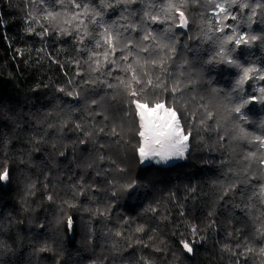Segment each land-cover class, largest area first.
Listing matches in <instances>:
<instances>
[{"label":"trees","instance_id":"trees-1","mask_svg":"<svg viewBox=\"0 0 264 264\" xmlns=\"http://www.w3.org/2000/svg\"><path fill=\"white\" fill-rule=\"evenodd\" d=\"M77 2L80 9L71 0H0V169L7 168L10 175L0 182V264H264L259 254L264 238L257 232L264 228V165L259 163L264 147L255 140L264 136V105H249L244 109L247 121L237 120L224 93L239 70L218 64L210 72L213 66L204 63L218 51L217 37L229 31H216L219 21L213 13L215 3L224 0H172L185 14L186 28L177 26L174 10L165 15L168 0ZM45 9L55 19L46 18ZM261 10L251 25L256 34L264 31ZM237 13L238 21L223 23L249 30L244 19L250 11ZM152 15L160 20L151 21ZM93 18L96 23L89 22ZM41 26L47 35H37ZM105 28L120 34L115 56L109 54L108 60L119 57L131 41L139 63L132 57L117 60L118 66L104 62V48L95 43L99 39L103 44ZM146 33L155 39L144 40ZM172 36L175 41L169 40ZM160 44L173 45L175 52ZM259 44L248 57L257 67L264 64ZM144 47L160 55L140 52ZM91 52L100 55L90 58ZM153 58L165 61L166 73L152 67ZM129 63L142 79L146 72L154 82L163 76L169 85L183 88L167 106L176 109L186 129H193L195 142L190 139L185 161L169 166L140 162L141 121L126 86L136 87L135 81L120 70ZM249 86L259 88L264 81H248L245 94ZM73 90L81 93L78 98L66 95ZM142 95L151 107L171 93L148 89ZM186 114L189 119L195 114L203 126L189 125ZM111 127L119 136L105 135ZM85 133H92L91 138ZM129 184L136 187H123ZM185 239L199 241L191 254L178 243ZM244 242L255 252L244 251Z\"/></svg>","mask_w":264,"mask_h":264},{"label":"snow or ice","instance_id":"snow-or-ice-1","mask_svg":"<svg viewBox=\"0 0 264 264\" xmlns=\"http://www.w3.org/2000/svg\"><path fill=\"white\" fill-rule=\"evenodd\" d=\"M31 2L35 3L36 0H31ZM56 3L63 4L64 0H54ZM101 3H103V0H100ZM121 0H117V3H120ZM214 2V0H213ZM40 4H44L45 0H39ZM72 5L76 9L81 8V3L77 2V0H71ZM252 3L255 5V7L250 6V4L247 2V0H224L223 3H215V9H218L216 11L214 9V15L218 17L219 26L216 28V31L225 33L226 29H229V31L223 35L219 36L216 39V43L218 45V51L215 53V55L209 57L206 61H204L205 64L212 65L213 68H210L209 71H213L215 66L218 64H223L235 69H238L239 72L236 74V79L234 84L231 87V90L224 93L225 98L228 100L230 104H232L231 111L236 114L237 120H243L247 121V113L244 111V109L248 108L249 105L254 104H260L264 105V86H261L259 88H255L252 86H249V90L247 91V94H245L246 89L244 85L250 81V80H259L264 81V64H262L261 67L256 66V61H250L248 60L249 56L254 55L253 52L250 51L252 46L256 44L257 41L260 42L259 46L262 50H264V31H261L259 34H256L251 31V25L252 23H255L256 21L253 20V17L257 15V8L262 9L259 13L262 17L260 23L264 24V4L260 3V0H252ZM106 7H111V4L105 5ZM235 8L237 9V12H240L244 9H248L251 13V15H248L244 19V23L247 25V28L249 30L247 31H237L239 28V25L233 26V25H227L223 23L228 18H231L232 20H236V15H234L229 9ZM174 10L176 13H178V16L176 17V20L178 21L179 27L186 28L188 26V20L185 17L184 12L181 10L179 6H177L175 3L172 2V0H168V4L166 6L165 15L167 16L168 11ZM46 11V18L55 19V14L53 12ZM84 12L88 11L87 4L84 5ZM101 11L96 12V16H101ZM222 14V15H221ZM81 13H77L75 18H79ZM147 16L148 14L145 13ZM33 19H35L33 17ZM151 21L157 22L160 20L159 16L152 15L150 16ZM0 22H2V17H0ZM90 23H96L95 18L91 19L89 21ZM163 23V21H160ZM83 23V21H81ZM29 31H32L31 28H29ZM48 29L41 26V31L37 33V35H47ZM88 33L85 31L84 36H81L79 43L84 44V37L87 36ZM101 39L103 41V44H101V40H96L95 47L96 48H104L103 57L104 62L106 64H111L114 66L117 65V60H128L129 57H132L133 62L139 63V52H137L135 55H133L135 50V45L131 43V41L125 42L123 47L120 49L121 55L119 57H116V59L108 60L109 54L115 56V53L117 51L118 47V41L120 34L117 33L116 35H113L112 32H110L107 28L104 29L103 33L100 34ZM144 40L149 39H155L151 35V33H146L143 36ZM176 37L172 36L169 37L170 41H175ZM228 45H231V47H227ZM160 49H168L171 52H175V47L171 44H160L158 45ZM85 48H87V45H85ZM239 50V55H233V53H236ZM247 50V51H246ZM140 52L149 53L150 56H159L160 53L155 48L149 49V47H144L140 49ZM19 54V52H18ZM100 54L96 52L90 53L91 57H98ZM242 60L247 62V65ZM148 61H146L147 63ZM153 68H158L162 73H166L167 69L165 68V61L161 59L159 62L153 58L151 61ZM87 63V61H86ZM94 63L96 64V71H99V67L101 64V61L99 58H97ZM121 71L127 72L131 78L135 81V86L140 89V91H136V87H133L132 85H126L130 91L129 95L132 96L134 99L132 100V103L135 105V110L137 112V115L140 118L141 124L140 128L141 130L138 132V135L142 138V143L137 149V154L140 159V162L143 164L145 162H148L149 164L155 162L157 164L160 163H168L169 161L173 159H183L185 158V154L189 149V142L190 139L192 142H195V137L193 136V129L191 127L185 128L184 124L181 123V117L178 115L176 109L174 107L167 106L169 101L176 97L177 92H183V88L180 87L179 83L169 85L167 83V80L163 76H157L155 82L148 76V73H142L143 79L141 76H138L135 69L133 68V64L129 63L127 65L126 69H120ZM112 68H108V74H111ZM77 75H80L77 73ZM114 79L119 80L120 77L117 76ZM72 81H69L71 83ZM122 82V81H121ZM211 83V80L208 81ZM86 83H91L90 81H86ZM106 87L111 88L113 85L111 83L104 82ZM151 89L153 91L160 90L163 92H170L171 96L168 98V100L160 101L153 103L151 107H149V104L142 102L143 99V93ZM59 91L64 92V89L61 88ZM212 91H217V89H212ZM80 92L78 91H68L66 95L73 96L75 95L77 98L80 96ZM136 97H140L137 99ZM90 103L92 105L97 104V101L95 99H91ZM201 107H205L202 105ZM205 111L207 113L208 119H213V122L215 123L213 113L211 111H208L205 107ZM104 119H108V117H103ZM185 121L190 125L193 122H196L203 126L204 121H195V114H193L192 118L189 119L187 114L184 117ZM77 130L80 129V125H76ZM206 130V129H205ZM244 130L241 129V132ZM99 132H104L103 128L99 129ZM108 134H115L116 136H119V133L116 131L115 127H111L108 133H105V135ZM89 138H91L92 133H85ZM247 135V133H245ZM222 139V137H221ZM255 140L259 142V144L264 147V136H257L255 137ZM90 142V140L85 141L81 140V144H86ZM100 147H103V145H100ZM63 155V153H61ZM250 155H255L254 153H250ZM158 158V159H157ZM114 164L115 161H112ZM259 163L261 165H264V158H262ZM120 171H123V169H119ZM99 174V173H97ZM10 180L9 171L7 168L0 169V182H7ZM75 187V185H74ZM126 189H132L135 188V184H129L127 186H123ZM230 188L234 189L236 187L235 182H232L229 185ZM227 192H225V195ZM260 194L264 196V184H261L260 186ZM115 195V193H113ZM222 198V197H221ZM48 200H52L53 196L49 194L47 196ZM110 207V205H109ZM67 226L69 229L72 227V220L71 218H68L67 220ZM41 227H43L41 225ZM138 232H143V227H138L136 229ZM193 235H197V229L193 227L191 229ZM257 232L260 234L262 238H264V228H258ZM119 235V233H117ZM198 240H181L178 243L181 245L182 249L191 254L194 251L193 245L198 243ZM262 245H264V239L261 241ZM239 246V245H238ZM231 251V249H229ZM244 251H247L249 253H254L255 249L252 247H249L247 242H244ZM235 254V253H233ZM259 254L264 255V246L260 247ZM241 255H243V251L241 252ZM144 264H149L147 260L144 261Z\"/></svg>","mask_w":264,"mask_h":264},{"label":"rangeland","instance_id":"rangeland-1","mask_svg":"<svg viewBox=\"0 0 264 264\" xmlns=\"http://www.w3.org/2000/svg\"><path fill=\"white\" fill-rule=\"evenodd\" d=\"M158 159V158H157ZM183 161H185V158H183V159H173V160H171V161H169L168 163H160V164H157V163H155V162H153V163H151V164H155V165H161V166H169V165H173V164H178V163H180V162H183ZM144 165H150L148 162H145V163H143Z\"/></svg>","mask_w":264,"mask_h":264},{"label":"built area","instance_id":"built-area-1","mask_svg":"<svg viewBox=\"0 0 264 264\" xmlns=\"http://www.w3.org/2000/svg\"><path fill=\"white\" fill-rule=\"evenodd\" d=\"M216 11H218V9H215ZM234 15H236V20H234V21H238L239 20V16H238V13L237 12H235V11H232L231 9H229ZM213 13H214V10H213ZM215 18H216V20H218V17L217 16H215ZM229 20H231V18H229Z\"/></svg>","mask_w":264,"mask_h":264}]
</instances>
